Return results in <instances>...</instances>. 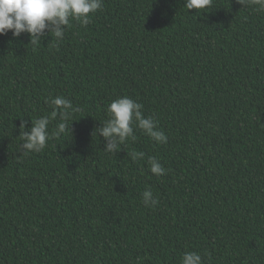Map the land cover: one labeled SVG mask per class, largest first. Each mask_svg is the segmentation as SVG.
<instances>
[{
	"label": "trees",
	"instance_id": "trees-1",
	"mask_svg": "<svg viewBox=\"0 0 264 264\" xmlns=\"http://www.w3.org/2000/svg\"><path fill=\"white\" fill-rule=\"evenodd\" d=\"M185 2L103 0L62 40L0 36V264H181L185 252L264 264V10ZM57 96L78 109L68 130L25 154L22 131ZM121 97L167 143L133 125L135 140L105 152L99 129Z\"/></svg>",
	"mask_w": 264,
	"mask_h": 264
},
{
	"label": "clouds",
	"instance_id": "clouds-1",
	"mask_svg": "<svg viewBox=\"0 0 264 264\" xmlns=\"http://www.w3.org/2000/svg\"><path fill=\"white\" fill-rule=\"evenodd\" d=\"M213 0H186L188 10L206 9L212 5ZM247 7L250 3L257 10H264V0H237ZM103 0H0V36L11 31L13 37H20L21 33L30 36L33 45L40 41V34L47 28L57 40L64 38L65 29L70 26V20L86 26L90 22V13L102 8ZM55 106L50 117L43 116L33 122L30 132H23L20 136L23 142V151L39 152L45 148L46 142L52 137H59L68 130V119L71 112L78 111L70 100L57 96L51 100ZM142 105L129 97H121L108 104L107 120L99 129L100 134L109 142L104 148L105 152L115 153L119 146L129 137L135 140L133 125L143 130L154 142L167 143L168 137L156 130V122L151 117H145L141 111ZM59 116L60 121L51 134L48 131L50 120ZM25 123L20 124L24 129ZM144 153L131 154L133 160L142 158ZM149 170L156 176L165 173L164 167L155 157L148 160ZM145 206H155L158 200L153 198L151 190L142 193ZM181 264H203L202 256L197 252H185Z\"/></svg>",
	"mask_w": 264,
	"mask_h": 264
}]
</instances>
